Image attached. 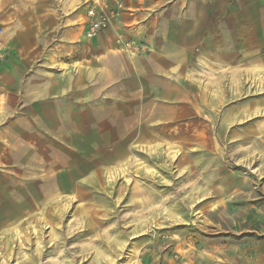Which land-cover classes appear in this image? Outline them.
I'll use <instances>...</instances> for the list:
<instances>
[{
  "label": "rangeland",
  "instance_id": "rangeland-1",
  "mask_svg": "<svg viewBox=\"0 0 264 264\" xmlns=\"http://www.w3.org/2000/svg\"><path fill=\"white\" fill-rule=\"evenodd\" d=\"M125 1L107 43L145 54L83 39L86 0H0V264H264V0Z\"/></svg>",
  "mask_w": 264,
  "mask_h": 264
},
{
  "label": "crops",
  "instance_id": "crops-1",
  "mask_svg": "<svg viewBox=\"0 0 264 264\" xmlns=\"http://www.w3.org/2000/svg\"><path fill=\"white\" fill-rule=\"evenodd\" d=\"M126 3V1H125ZM125 12V10H124ZM122 13L117 19L116 21L113 23V25L106 29L105 31L101 32L98 36H100V38H102L103 40L107 42H109V39L112 38V29H116L117 26H119V24L122 23L123 17L125 13ZM9 11L6 10V6L4 4L3 8L0 10V24H6V26L4 27V29L8 32L11 31H18V33L20 34L24 27V23L26 22V16L25 13L22 12L21 10H19L18 12V19H17V23L15 24L13 22L12 25H8V21H9ZM86 20H85V12L84 15L82 17V20L80 21V23L77 25V29L78 28H82V32H81V37L83 39L85 38V32L87 29V25L85 24ZM197 22V19L194 21V23ZM81 26V27H80ZM179 39L178 37L174 36L171 40H170V44L168 46V49L163 53H160V51L156 52L154 55V61L159 64L164 66L163 64L166 63H179L181 61V57L179 56V52L176 51L174 48L177 47ZM182 42V41H181ZM108 47H110V50L112 51V53H119L117 52L114 48H113V43L110 45L109 43H107ZM184 45V44H183ZM179 46V45H178ZM1 47V44H0ZM48 66V64H45ZM54 66H58L59 68H62L61 65H54ZM73 67L75 68V72L76 75L74 76V78H78V75L80 73V66L79 64H73ZM63 70H66L65 68H62ZM167 71L170 72V68L167 67L166 68ZM172 71V70H171ZM156 75V74H154ZM158 75V74H157ZM41 74H38V76L34 79H30L27 83H20V102H26L29 101V103L31 102L32 104H35V102L42 98L43 96H45L46 94H48L47 92L44 91V89H46V84L44 82V80H42ZM173 78L175 79L176 77L173 76ZM72 80V77H68L65 80V83L63 84L64 86L66 84H70ZM156 93H158V95L160 96V100L162 101H166V102H179V101H183V97L185 96V88L183 86L180 85V83L176 84L174 82H170L167 80H160V83L156 84ZM44 91V92H43ZM3 102L2 100H0V106H3ZM35 107H37L35 105ZM169 107V106H168ZM41 116L43 117V121L45 122V127L43 129H46V132H50L52 133V128L55 127V131H58V123L62 120L65 121L66 119V124H67V117L63 114L58 115L56 114L52 109L47 112V113H40ZM50 128V129H48ZM43 129H35V131L33 130H27L23 133H21L23 135V137L25 138V141L30 140L31 138H33V136L35 135V133L43 130ZM72 131H76V129L72 130ZM25 133V134H24Z\"/></svg>",
  "mask_w": 264,
  "mask_h": 264
},
{
  "label": "built area",
  "instance_id": "built-area-1",
  "mask_svg": "<svg viewBox=\"0 0 264 264\" xmlns=\"http://www.w3.org/2000/svg\"><path fill=\"white\" fill-rule=\"evenodd\" d=\"M85 24L87 29L85 38L91 39L110 28L116 19L124 12V0H86ZM117 52L123 54H145L148 47L142 42L124 39L121 36L113 41Z\"/></svg>",
  "mask_w": 264,
  "mask_h": 264
},
{
  "label": "bare ground",
  "instance_id": "bare-ground-1",
  "mask_svg": "<svg viewBox=\"0 0 264 264\" xmlns=\"http://www.w3.org/2000/svg\"><path fill=\"white\" fill-rule=\"evenodd\" d=\"M1 48V47H0ZM246 164V163H245Z\"/></svg>",
  "mask_w": 264,
  "mask_h": 264
}]
</instances>
